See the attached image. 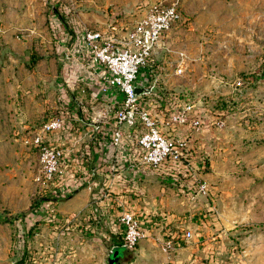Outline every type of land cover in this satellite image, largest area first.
<instances>
[{
  "label": "rangeland",
  "instance_id": "obj_1",
  "mask_svg": "<svg viewBox=\"0 0 264 264\" xmlns=\"http://www.w3.org/2000/svg\"><path fill=\"white\" fill-rule=\"evenodd\" d=\"M153 1L0 0V264H37L42 247L58 248L60 260L76 258L71 250H79L89 253L87 264H107L112 243L90 212L101 200L97 210L120 232L116 215L124 209L138 214L143 206L155 221L167 213L177 217L171 230L190 236L175 249L163 250V229L152 230L162 264L170 255L177 264H264V0H179L180 18L163 33L166 49L154 61L158 85L170 102L192 103L202 117L201 128L182 133L189 170L179 168L173 178L164 174L169 169L138 166L135 182L127 163L112 158L105 181L92 163L88 173L64 174L76 183L59 187L62 194L54 191L56 181L35 180L37 151L25 139L69 103L78 115L89 105L86 91L65 86L68 36L61 42L62 34L111 25L125 32ZM180 59L182 71L174 74ZM96 102L94 140L102 115L111 112ZM216 119L222 124H213ZM198 179L205 193L194 190ZM124 258L117 264H126Z\"/></svg>",
  "mask_w": 264,
  "mask_h": 264
},
{
  "label": "built area",
  "instance_id": "obj_2",
  "mask_svg": "<svg viewBox=\"0 0 264 264\" xmlns=\"http://www.w3.org/2000/svg\"><path fill=\"white\" fill-rule=\"evenodd\" d=\"M180 18L179 0H155L148 4L132 25L120 36L115 27L105 30H84L81 35L87 57L85 64L101 80V92L113 90L120 96L113 107L109 142L113 148L128 143L129 168L143 166L151 169L191 168L190 146L187 136L171 134L160 129L157 119L142 104V99L155 94L158 88L159 72L148 71L151 57L166 49L163 38L165 33ZM69 49L64 48L63 57L69 58ZM85 53V55H86ZM148 75L147 84L140 94L134 93L135 83L142 71ZM174 74L182 71V60L174 65ZM159 112L166 114L167 127L183 126L184 130L196 131L202 127V117L192 103H174L161 96ZM216 126L222 121L212 122ZM66 124L62 116H52L42 122L39 129L25 143L37 151L40 165L39 175L35 180L44 182L58 181L65 174L67 159L64 150L45 141V136L61 129ZM96 128V125H94ZM197 192L207 190L203 180L195 185ZM63 193L61 188H57ZM121 226V246L133 249L143 236L141 218L133 211L124 209L116 215ZM190 236L189 231L180 234L171 233L163 240L162 249H175L179 242Z\"/></svg>",
  "mask_w": 264,
  "mask_h": 264
},
{
  "label": "crops",
  "instance_id": "obj_3",
  "mask_svg": "<svg viewBox=\"0 0 264 264\" xmlns=\"http://www.w3.org/2000/svg\"><path fill=\"white\" fill-rule=\"evenodd\" d=\"M114 26V25H113ZM115 27V32L117 36H120L124 32L119 33V29ZM104 30V29H103ZM82 32L78 33L75 32L74 35L67 34V32L63 33V38H61V42H63V39L67 36V45H65L62 49V52L64 53V48L69 49L70 57L68 58L69 61L66 63V67H62L63 69H66L65 74L63 75V80L65 81V86L69 88V91L71 93H79L83 94L86 91V95H88L89 99V105L88 108H82L84 110L81 115H78V109L72 106L70 103V107L68 109L69 112H71V116L68 115V111H63V113L59 116H62L66 120V124L59 130L53 131L52 133H49L45 136V141L52 144L61 147L64 150L67 164L65 167V174L69 173L68 176H71L72 172H78L82 170L85 173H88L90 171V166H87L88 164H91L95 166L96 172L98 174V177L101 176L105 181V177H107L109 173V169H107V162L115 158L116 161H123V163H127L129 161V150H128V143L123 142V144L120 145L118 148H113L112 145L109 142L110 137V128H111V115L113 107L119 102L120 96L118 93L114 92L113 90H107L106 92H101L100 88L102 86L101 80L98 78L97 74H95L90 68H88L85 64V58L87 57V53L85 51L84 42L82 39ZM67 34V35H65ZM86 53V55H85ZM160 53V52H159ZM157 56L151 57V59L148 62V71H154L157 68H160L159 65H154V61L157 59ZM63 58V56H62ZM65 61L62 60V64L64 65ZM69 66V67H67ZM71 67V69H70ZM174 69V67H173ZM172 69V73H174ZM85 71H88V73H85ZM71 72V73H70ZM72 74V75H71ZM142 79H146L148 81V75L146 71H142L141 76L137 79V81H140ZM136 81V82H137ZM147 84V82H146ZM145 84V85H146ZM83 85V86H82ZM143 85V87L145 86ZM162 88L164 89L165 86H158L156 89L155 94H152L151 96L148 95L147 97L143 98L142 104L144 107L147 108V110L155 116L157 119V123L159 124L160 129L169 132L171 134H182L184 131L183 126H177L167 127L166 125V114L159 112L158 105L160 104V99L158 98L161 96L163 99L166 97L162 93ZM96 98L101 99L106 103L105 105L108 106V108H111V112L107 114H103L101 117L102 120L100 121L101 125L100 128L102 129V132L98 137L94 140L90 138L89 130L91 131V125L90 122L95 119L94 116L97 114L95 113L97 109L96 104H101V102H96ZM166 100V99H165ZM106 108V107H105ZM91 109V111H89ZM66 110V109H65ZM91 113V114H90ZM69 117V119H68ZM71 117V118H70ZM88 120V121H86ZM71 121H78L81 122L77 124H73ZM79 127L83 128L85 132L81 131ZM186 130V129H185ZM85 133V134H84ZM92 133V132H90ZM88 136V137H87ZM187 136V135H186ZM96 145V146H95ZM114 151V154L112 153ZM127 165V164H126ZM135 169V170H134ZM129 168L126 166V170L131 171L133 175H136L135 182L139 180L138 171L137 168ZM184 172L185 170L182 169ZM180 170L177 169L175 171L171 172H165L164 174H167L168 176L178 178V174H180ZM145 175V174H144ZM66 177L62 176L59 178V180L56 182L58 187H64L66 188L67 184H75L76 180H69L66 182ZM169 180V179H168ZM121 186V184L119 183ZM73 186V185H72ZM58 187H54V191H57ZM67 190H70V186H67ZM77 187V186H76ZM75 187V188H76ZM187 187H191L190 185H187ZM61 188V189H62ZM77 191V189L75 190ZM59 193V192H58ZM102 202V203H101ZM101 204H104V200L99 201L98 203L93 202V210L92 212V219L94 221V226L97 228H101V230L107 234L106 239L110 240L112 243L110 245V249H120V258L126 259V264H162L161 261H163L164 254L163 252L157 251L155 248V237L153 236V229L156 228V226H159L160 229H163L161 240L163 241L168 235L171 233H174V230H171V221H176L177 217H171L172 215L166 214V216H161L158 221L152 220L146 212H144L145 208L142 206V211L138 213L137 215H140L141 217V226L144 233V237L140 239L137 243V245L133 249H126L121 246V232L115 230V225L113 224V218L111 217H105L103 216L104 213H100V211L97 210L96 206H101ZM104 209V206H102ZM101 214V216L99 215ZM100 216V218H99ZM175 218V219H174ZM206 219L200 220V225H205L208 222L205 221ZM177 222V221H176ZM205 223V224H204ZM177 229L180 231L182 230L179 228V225H176ZM176 229V228H175ZM188 231V230H185ZM182 233V232H181ZM157 239H160L158 235H156ZM188 250V249H187ZM191 252L196 251V249H190ZM38 254L41 256V259L38 261L37 264H84L85 261L87 264V259L85 256H88L89 253L86 251L79 250H71V256H76V258H73L72 260H65V259H59L60 251L58 248L47 249L46 247L37 248ZM47 252L49 253L51 258H46ZM165 252V251H164ZM174 257V258H173ZM176 256L170 255L168 256L167 264H177L178 261L175 259ZM165 260V259H164ZM119 261V260H118ZM166 261V260H165ZM164 263V261H163ZM166 264V263H165Z\"/></svg>",
  "mask_w": 264,
  "mask_h": 264
},
{
  "label": "water",
  "instance_id": "obj_4",
  "mask_svg": "<svg viewBox=\"0 0 264 264\" xmlns=\"http://www.w3.org/2000/svg\"><path fill=\"white\" fill-rule=\"evenodd\" d=\"M147 82L146 79H142L140 81H137L135 83V88H134V93L135 94H140L144 89H143V85H145ZM120 249H114L111 250L110 253L108 254L107 257V264H117L119 257H120Z\"/></svg>",
  "mask_w": 264,
  "mask_h": 264
},
{
  "label": "trees",
  "instance_id": "obj_5",
  "mask_svg": "<svg viewBox=\"0 0 264 264\" xmlns=\"http://www.w3.org/2000/svg\"><path fill=\"white\" fill-rule=\"evenodd\" d=\"M19 264V263H18Z\"/></svg>",
  "mask_w": 264,
  "mask_h": 264
}]
</instances>
